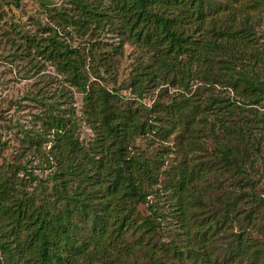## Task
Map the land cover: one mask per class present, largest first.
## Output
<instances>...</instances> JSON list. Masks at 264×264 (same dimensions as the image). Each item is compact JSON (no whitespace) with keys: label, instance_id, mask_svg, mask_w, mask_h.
I'll use <instances>...</instances> for the list:
<instances>
[{"label":"trees","instance_id":"16d2710c","mask_svg":"<svg viewBox=\"0 0 264 264\" xmlns=\"http://www.w3.org/2000/svg\"><path fill=\"white\" fill-rule=\"evenodd\" d=\"M67 2L62 31L115 41L71 48L55 32L41 50L82 94L94 138L83 145L71 113L48 110L49 149L41 135L25 148L44 178L29 160L0 174V264H264L251 234H264L253 172L264 165V0ZM126 47L133 75L109 89L101 82L115 83ZM201 132L215 147L208 160L193 156ZM172 141L181 160L166 167Z\"/></svg>","mask_w":264,"mask_h":264},{"label":"rangeland","instance_id":"374dc122","mask_svg":"<svg viewBox=\"0 0 264 264\" xmlns=\"http://www.w3.org/2000/svg\"><path fill=\"white\" fill-rule=\"evenodd\" d=\"M69 8L67 0H19L17 6L11 3V0H0L1 176L17 174L16 167L29 160L28 165L31 166L33 173L39 178H44L47 172L36 169L37 162L28 157L29 152L25 148L30 138L41 135L43 150L49 149L50 135L43 125L48 110L55 115H61L64 110L71 113V117L78 125L77 137L83 145L94 138L82 115V94L66 82L65 77L47 59L46 54L41 53V50L48 44L49 38L54 36L55 32L58 33L59 40L66 42L71 48L77 46L88 48L87 44L93 38L105 44H113L115 41L102 32L93 37L90 35L83 37L70 27L62 31L55 14L63 10L68 11ZM30 40H33L35 47H31ZM135 65L134 51L131 47H126L124 56L120 59L115 83L108 79L101 83L109 89L125 84L133 75L132 70ZM173 92V89H169L170 94ZM209 93L218 97H232L230 92L219 86L211 88ZM120 94L124 99L133 97L130 90H122ZM142 102L150 106L153 96L147 95ZM257 116L264 119V108L257 107ZM206 133H198L200 148L193 153L196 159L206 158L208 160L215 148L212 141L206 137ZM137 144L141 149H145L143 140H139ZM176 144L177 141H172V152L166 167L170 164H177L181 160ZM253 172L256 173L254 180L261 178L257 188L260 197L264 199V177L260 175L261 172L264 173V165H257ZM18 176L27 179L20 171ZM222 180H225L226 184L229 182L225 178H221ZM216 194L217 190H214L213 198ZM163 224L166 229L161 234V241L167 243L174 239L175 229L168 219ZM232 231L236 232L237 226H233ZM251 234L260 241L264 240V234L256 231H251Z\"/></svg>","mask_w":264,"mask_h":264}]
</instances>
